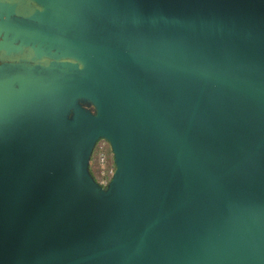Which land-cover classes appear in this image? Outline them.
<instances>
[{
    "label": "water",
    "instance_id": "95a60500",
    "mask_svg": "<svg viewBox=\"0 0 264 264\" xmlns=\"http://www.w3.org/2000/svg\"><path fill=\"white\" fill-rule=\"evenodd\" d=\"M0 264H264V0H0Z\"/></svg>",
    "mask_w": 264,
    "mask_h": 264
},
{
    "label": "built area",
    "instance_id": "2783aa9c",
    "mask_svg": "<svg viewBox=\"0 0 264 264\" xmlns=\"http://www.w3.org/2000/svg\"><path fill=\"white\" fill-rule=\"evenodd\" d=\"M105 146L106 142L104 140L98 141L95 146L96 160L99 166L98 183L102 186H105L108 183L114 170L113 160L112 162H109V159L112 158L111 152L109 155Z\"/></svg>",
    "mask_w": 264,
    "mask_h": 264
},
{
    "label": "trees",
    "instance_id": "16d2710c",
    "mask_svg": "<svg viewBox=\"0 0 264 264\" xmlns=\"http://www.w3.org/2000/svg\"><path fill=\"white\" fill-rule=\"evenodd\" d=\"M106 148H107L108 154L110 155V149H109L107 142H106ZM109 162H112V158L109 159ZM89 169L93 177L98 181L99 166L96 160V148L93 150V153L90 159Z\"/></svg>",
    "mask_w": 264,
    "mask_h": 264
},
{
    "label": "rangeland",
    "instance_id": "374dc122",
    "mask_svg": "<svg viewBox=\"0 0 264 264\" xmlns=\"http://www.w3.org/2000/svg\"><path fill=\"white\" fill-rule=\"evenodd\" d=\"M106 147V146H105ZM96 180V179H95ZM110 180V179H109ZM97 181V180H96ZM98 182V181H97Z\"/></svg>",
    "mask_w": 264,
    "mask_h": 264
}]
</instances>
